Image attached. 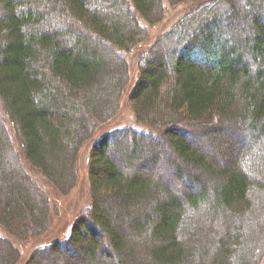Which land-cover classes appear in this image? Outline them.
I'll list each match as a JSON object with an SVG mask.
<instances>
[{
  "label": "trees",
  "instance_id": "obj_1",
  "mask_svg": "<svg viewBox=\"0 0 264 264\" xmlns=\"http://www.w3.org/2000/svg\"><path fill=\"white\" fill-rule=\"evenodd\" d=\"M164 2L197 6L139 64L128 99L151 130L116 129L92 144L88 207L67 239L32 250L25 264H264V0H0L4 118L21 160L68 195L82 147L119 110L129 81L122 54L146 37L139 22L162 20ZM209 23L235 30L198 35ZM4 124L0 264H18L14 244L48 230L49 204ZM239 127L240 140L260 148L239 147L236 166L197 145ZM121 151L124 163L114 158ZM160 160L165 184L146 170Z\"/></svg>",
  "mask_w": 264,
  "mask_h": 264
},
{
  "label": "rangeland",
  "instance_id": "obj_2",
  "mask_svg": "<svg viewBox=\"0 0 264 264\" xmlns=\"http://www.w3.org/2000/svg\"><path fill=\"white\" fill-rule=\"evenodd\" d=\"M232 4V3H231ZM195 2H186L182 3L176 6H168L164 2V17L161 21L156 23L153 26L145 25L143 22L141 25L146 26V37H144L143 41L138 43L136 46H134L130 51L124 52L122 56L126 60V63L128 65V74H129V81L127 88L125 89L121 101H120V107L117 112V114L109 121L100 124L97 127V130L91 140H89L81 149L78 161H77V172H78V180L76 183V186L72 189V191L66 195L61 196L59 195L52 186L48 185V183L43 180L34 170H32L28 165L25 164L24 161H22V153L20 149V145L18 142L17 137L15 136V133L11 126L9 125V122L7 121L5 115L3 114V111L0 107V117L3 119V122L6 124V130L10 138V143L13 149V153L18 158V161L20 164H22V171L27 173L34 183L37 185V187L42 190V192L47 196L48 204H49V227L48 230L42 234L38 238L30 239L27 241H23L20 243H15L14 246L18 249L20 253V260L18 264H25L27 262L28 256L30 252L34 249L44 248L47 247L49 244H51L53 241H63L68 238L69 236V230L71 225L73 224L76 217L81 215L85 208L88 207L89 204V197H88V178H87V156L89 154L90 148L92 144L100 139L105 134L116 130V129H122L126 127L134 128V130L146 132L147 130H151L146 126H142L134 121V116L131 111V103L128 99V95L131 93L132 87L135 85L138 79V67L143 60V54L155 43V41L162 36L166 31L170 30L176 24L179 22L181 18L185 17V14L189 11L196 8ZM242 14V13H241ZM249 15V14H248ZM248 15L242 14L240 15L242 18L248 17ZM244 16V17H243ZM49 27L53 26V23H49ZM219 23H209L207 26L203 27L198 31V35L202 34L206 31L213 32L216 34L218 33L216 31L217 27H222L221 31L223 33H226V31H234L235 29L233 27H229L225 25H218ZM241 25V24H240ZM222 39H225L222 37ZM221 39V40H222ZM164 57V56H163ZM167 59V56L164 57ZM237 130H227L225 131L226 135H218L217 133L213 132L210 134L205 135V139L203 137H197L198 143L202 144V148H209L214 154V160L219 159L220 157L218 154H220L221 150L225 151L224 159H222L223 164H233L237 165L238 163V148L241 146H249L254 150L258 149L260 146L259 144H252V141L249 139L240 140L239 134H245L243 129L239 127ZM215 138H219L220 142H216ZM243 138V137H242ZM248 140V141H247ZM229 144V145H228ZM201 146V145H200ZM123 148V147H122ZM260 148V147H259ZM163 150L165 152V147H163ZM124 152L121 151L120 153H115L114 158L124 163L125 157ZM22 159V160H21ZM147 173L158 177V180L160 182L164 183L165 178H162V176H166L168 179H170V168L169 166L163 162L159 161L158 167L154 168L153 170L149 167L146 168ZM170 177V178H169ZM173 177V176H172ZM172 183V182H171ZM175 186V185H174ZM173 183L170 188L176 189V186L174 187ZM97 234H100L101 231H96ZM0 235L3 237H7L6 234H4L0 230ZM212 246V245H211ZM212 253H215V250L213 247H211ZM74 261V264H82L83 261ZM47 264H53L54 262L51 260H48L46 262ZM209 264V263H207Z\"/></svg>",
  "mask_w": 264,
  "mask_h": 264
}]
</instances>
